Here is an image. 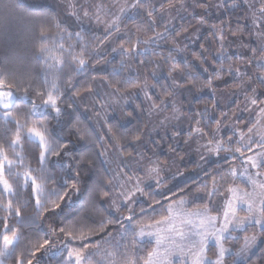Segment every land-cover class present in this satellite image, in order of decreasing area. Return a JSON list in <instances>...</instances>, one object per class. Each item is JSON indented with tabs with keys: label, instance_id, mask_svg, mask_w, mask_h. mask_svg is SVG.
Wrapping results in <instances>:
<instances>
[{
	"label": "snow or ice",
	"instance_id": "1",
	"mask_svg": "<svg viewBox=\"0 0 264 264\" xmlns=\"http://www.w3.org/2000/svg\"><path fill=\"white\" fill-rule=\"evenodd\" d=\"M242 2L247 9L245 19L251 22V30L247 35L261 41L259 48L242 43L241 46L251 53L249 57L238 54L235 58L245 61L244 71L229 63L226 69L223 67L216 69L214 74L207 77L206 82L198 83L197 78L192 74L194 69L187 62L182 65L176 61L171 51L167 56L161 51L152 53L155 59L151 61L154 68L150 75L156 76L155 69L161 67L162 61L170 60L172 63L166 73L168 86L162 87L158 96L153 97L152 89L157 85L149 84L147 77L143 81L138 77L117 81L118 84H127L141 91L150 106V111L159 112L170 107L173 112L179 113L173 117L178 120L183 113L176 107L177 90L194 88L203 91L207 87L212 92V110H214L216 107L214 81L222 80L224 78L222 73L230 76L235 72L237 76L247 77L246 80H240L238 85L245 94L244 110L252 112L258 109L256 118L242 127L237 126L239 120L235 118V113L232 114L233 123L225 124L224 121L229 119V114L221 111L219 118L214 120L215 128L211 127V121L204 123V119L211 111L207 105L202 110L195 111L190 118L194 123H189L184 142L188 143L193 138L199 137L205 141L201 147L208 155L219 157L224 153L230 161L223 166L218 175H212L211 179L206 180L199 188L179 189V200L173 194L172 202L164 209L167 215H161L160 219H155L154 213L152 216H147L146 222L145 209L140 208L138 212L135 207L139 197L148 198L152 195L151 189L140 176L136 175V172H144L147 179L152 180L157 188L162 186L163 181L160 175L163 166L160 162H152L135 147L143 140V130L126 144L118 142L112 145L121 153V161L116 167L109 169L110 174L101 172L91 187L95 189L96 199L111 203L117 216L116 222L122 225L120 235L124 243L117 241L114 246L117 249L123 248V252L119 253V259H116V251L104 250L102 253L100 249L101 242H106L113 235L108 230L112 223L110 218L101 219L98 223L94 221L95 227H76L74 223H64V221L60 222L63 226L56 225L55 217L65 203L71 202V193L81 192L83 176L80 169L87 166L89 171H92L96 168V159L91 153L74 155L70 150L69 139L61 141L52 136L47 117L39 119L33 117L37 113H42L44 109H50L55 119H64L66 110L75 111L73 101L79 98L81 93L72 92L76 85L70 74L66 76L64 87L61 88L58 83L60 79L58 73L66 67L73 66L77 72L87 71L89 66L95 68L103 59L99 49L114 32H120V25L128 13L142 10L147 17V24L144 27L136 26L135 29L137 33L149 29L153 32L152 37L142 41L144 45L165 37L168 28L165 26L163 32L155 30L157 23L153 11L155 5L148 0H131V2L123 0V3H120V0H113L117 5V11L111 14L105 11V5L96 6L93 11L92 6L69 3L67 15L74 18L78 26L86 20L104 25L103 38L93 35L92 39L96 40L97 44L92 51H89L83 29L73 30L68 26H61V22L54 21L46 8L38 5L23 7L18 2L4 5L5 8L20 12L22 19L43 21L37 30L39 46L35 49L34 55L42 61L44 73L40 79L31 73L17 75L6 66H0V110L3 119L15 125L14 130L7 129V135L10 137L7 144L12 150V155L6 150L3 142H0V196L8 197L6 203L0 204L7 213L4 217H0V226H2L0 227V264H41V257L61 254L63 259L60 264H94L93 257L96 255H103V264H229L226 259L229 255L232 257L231 264H264V249H261V256L256 260L250 255L258 243H264V99H260L257 88L253 87V84L264 87V0H242ZM168 6L174 7L171 3ZM194 6L203 7L205 11L208 7L206 3L201 4L196 0ZM219 6L223 7V2ZM164 8L165 5L161 3L160 10L163 11ZM102 13L105 19H101ZM109 14L111 19L107 18ZM196 19L200 24L208 23L204 15ZM53 23L60 32L59 42L51 33ZM211 27L212 35L217 38L219 44L217 55L223 65L226 51L225 29L227 34L243 41L246 27L237 25L233 28L230 19L227 22L222 21L219 27L215 24ZM182 31L187 32L188 29L183 28ZM176 35L179 36L180 32ZM65 36L67 41H73V37L76 39L66 44ZM140 44L141 40L138 37L135 43L129 42L128 47L121 43L111 51L121 54V65L126 57L135 58L139 66H145L146 61L138 57L141 51ZM201 48L207 51L203 45ZM144 51L148 49L145 48ZM94 54L98 59L93 63ZM196 59L200 61L202 67L207 63L205 56H197ZM227 59L231 60L232 57ZM253 65L256 71L254 74H249L247 69ZM186 68L188 71H185ZM204 71L207 72L208 68L204 67ZM145 72H148L147 68ZM110 86L114 91L119 92L115 85ZM86 91L91 92V88ZM69 92H72V95H68ZM249 92L251 95L248 94ZM17 96L27 100L30 107L17 105L14 112L12 109ZM136 107L140 109L141 105ZM126 115L132 117L133 112L129 111ZM224 128L230 129L231 135H223ZM73 129L80 130L77 123L69 121V135ZM181 135L180 131L171 133L173 139ZM32 141L37 142L33 157L37 164L36 168H33L30 162L26 163L25 159L26 146ZM126 147L133 150L125 152ZM171 150L175 151L174 148ZM97 155L104 156L105 153L98 152ZM53 159L57 164H63L72 176L65 179L58 174L57 170L51 167ZM65 159L71 163H65ZM146 159L149 166L145 168L141 166V162ZM205 159L206 157L201 155V160ZM105 162L112 163L110 160ZM182 174L176 173V175ZM13 176L21 182L14 184L10 179ZM237 180H241V183H236ZM49 184L57 186L49 188ZM25 189L27 190L25 204L33 206L34 216L26 217L21 207H14L13 197H18ZM16 203L18 205L19 201L17 200ZM158 203L159 201H152V204ZM192 204H197L195 211L184 209V206ZM151 207L150 204L149 208ZM125 211L127 215H124ZM10 217H15L22 226L52 219L48 224L47 232L42 237L29 238L21 247L19 229L12 225ZM124 225L129 227H123ZM93 239L95 242L89 243ZM75 244L79 246H74ZM149 245H151L150 250Z\"/></svg>",
	"mask_w": 264,
	"mask_h": 264
},
{
	"label": "trees",
	"instance_id": "2",
	"mask_svg": "<svg viewBox=\"0 0 264 264\" xmlns=\"http://www.w3.org/2000/svg\"><path fill=\"white\" fill-rule=\"evenodd\" d=\"M176 0H148L149 3L155 5L154 17L157 21L155 30L158 32H163L164 27L167 26L168 32L165 34V37L159 40H153L151 44L144 45L143 40L148 39L153 36L151 29L146 31L136 32V26L144 27L147 24V17L144 16L142 10L137 11L136 13H130L127 15L123 22L120 25V32L113 33L108 41L99 49L103 59L100 60V63L96 65L95 68L89 66L87 71L77 72L75 66L66 67L63 71L59 72L60 77L58 83L61 88L64 87L65 79L67 75H72L73 82L76 87L72 89V92H80L83 97L88 91L89 87L91 90L94 88V84L97 80L101 79L107 81L108 85H115L121 93H134L138 89L132 88L130 85L117 83V81H123L128 78H139L141 81L147 77V82L149 84L155 83V91L153 92V97L156 96V91L159 92V89L164 87V84L169 83L166 73L168 67L172 61L161 62V67L155 69L156 76L150 75L154 66L151 63L155 58L153 57V52H163L167 56L168 52L171 51L172 55L175 57L176 61L180 62L182 65L187 62L188 65L194 69L192 73L198 80V83H204L207 80L209 75L214 74L215 70L218 68H227L229 63H232L233 60H228L227 57L234 56L230 54V51H225V59L223 65L220 63V57H217V52L219 50V45L216 44V47L209 43V41L216 40L217 38L212 35L213 30H208L199 40L198 44L192 49L188 46H180V42L185 34L182 31L183 28L188 30L193 26L197 25L199 22L196 19L198 15L194 9L188 8L187 11L192 14L186 18H174V12L172 16H169V3L173 4ZM181 5V0H177ZM18 2L23 7H32V6H41L46 8L53 20H59L61 26H68L73 30L83 29L85 37L89 44V51L96 46L97 41L92 39V36L103 38L104 30L94 29L91 27H82L77 25V22L74 18L67 15L66 10L62 8L57 1L46 0V3H39L34 0H0V66H6L10 71L15 72L17 75H24L31 73L38 78L42 79L44 73V67L41 60H39L35 55V49L39 46L37 30L43 21L38 20H27L21 18V13L13 11L10 8H5L4 5L8 3ZM163 3L165 8L163 11L160 10V4ZM201 3V2H200ZM202 4V3H201ZM215 4V3H214ZM213 5V4H212ZM211 5L210 9L213 7ZM216 5V4H215ZM234 5V6H233ZM174 8V7H173ZM172 9V8H171ZM220 9V8H219ZM224 14L218 18L221 21H229L234 25V20L237 18L241 21L239 25H246L250 20L245 19L247 14V9L243 4L242 0H224L223 5ZM200 16V15H199ZM174 18V20H173ZM208 21V18H206ZM236 20V22H238ZM246 22H243L245 21ZM210 21V20H209ZM232 25V27H233ZM234 28V27H233ZM227 34V29H225ZM180 32V35L177 36L176 33ZM51 33L57 37V42H59L60 32L55 27H51ZM211 35V36H210ZM141 40L140 49L138 57L140 59L151 58L146 62L145 66H139L137 59L135 58H124L123 65H121V54L119 52H112V48H117L121 43L125 47L129 46V42L135 43L137 38ZM73 37V41H75ZM67 37L65 36L66 44L68 42ZM201 45L204 46V51L201 48ZM147 48L148 51H144ZM176 49H180L177 51ZM226 49V47H225ZM197 56L207 57V61L211 63V66H201L200 61L196 59ZM217 57V59H216ZM98 57L93 55V63ZM204 67L208 68V71H204ZM145 68L148 69V72H145ZM185 71H188L186 68ZM95 77V78H93ZM107 78L106 80L104 78ZM111 89L114 90L112 86ZM192 90V93L195 99L192 100L193 106H203L205 102L208 104H213L212 96L209 94H202L203 91H197L194 88H189ZM207 89L206 87L204 90ZM183 90V89H182ZM179 91V90H178ZM72 92H69L68 95H72ZM74 103V101H73ZM75 104V103H74ZM141 101H137V105H140ZM27 106L30 107V103L27 100H23L21 97L17 96L14 101L13 111H16V106ZM140 110V109H139ZM142 110V109H141ZM127 111L133 112L132 117H128V121L123 124L118 117H113L108 122V129L113 136L116 143H125L137 135L141 130H143V135L148 128V120L144 111L137 113L131 109ZM47 117L49 120V125L51 129V134L55 139L65 140L69 139L71 141L70 150L74 155H79L83 153H91L96 159V168L92 171H89L88 167H82L80 169L83 180L81 183V192L80 193H71V202L65 203L63 209L58 212L55 217V222L57 226H63L60 224L61 221L64 223H74L76 227L84 226H93V222H99L101 219L110 218L112 220L111 225L108 230L113 233L112 237L106 242H101L100 249L103 253L104 250L116 251V259H119V253L123 252V248H115L117 241H120L121 244L124 243L122 236L120 235L122 231V225L116 222V214L109 212L108 208L105 205V201L96 199L94 192L95 189L91 187L93 181L97 179V176L103 172L108 173V170L105 167L102 156H98V152H102V142L97 135L93 125L91 124L88 117H85L81 111L75 105V111L66 110L64 119H55L50 109H44L42 113H37L35 115L36 119ZM69 121L77 123V127L80 129L76 131L72 130L71 135L68 134ZM15 125L10 121H5L2 116V110H0V142H3L6 150L9 151V154L12 155V150L8 148L7 141L10 137L7 135V129L14 130ZM36 141H32L31 144H28L25 149V159L26 163H31L33 168L37 167L35 162L34 154L36 148ZM132 148H125V152L132 151ZM20 151V149H17ZM230 161V158H224L222 161L210 164L206 170L198 178L190 179L183 184L179 185L175 190L170 193V196L161 197L158 195L155 187L150 188L152 195L148 198H144L140 203H137L136 210L139 212L140 208L145 209L147 222V216H152L154 213L155 219H160L161 215H166L164 209L166 205L172 202L171 197L175 194V198L178 200L179 189H190L195 190L199 188L206 180H210L212 175H218L219 171L222 170L223 166ZM65 163H71L65 159ZM51 167L57 170V173L64 176L65 179L72 176V173L63 167V164H57L55 159L52 160ZM86 174V175H85ZM208 174V175H206ZM14 184H18L21 181L16 177H10ZM57 185L49 184L48 187L52 188ZM148 190V189H147ZM27 190L22 191L18 197H13L14 207L19 206L24 210L26 217L34 216L33 206L31 204L26 205L25 200L27 199L26 195ZM8 197L0 196V204L6 203ZM19 201L17 205L16 201ZM159 201L158 204H152V201ZM152 205L149 208V205ZM194 205V204H193ZM7 215L6 211L0 206V217ZM124 215H127V212H124ZM52 218L46 219L43 222L35 221L30 224L20 225L17 222L15 217H10V222L12 225L16 226L19 229L20 237V246L23 247L29 238L35 239L36 236H43L48 230V224L51 222ZM2 227V226H0ZM123 227H129L124 225ZM85 230H87L85 228ZM95 240L89 241V243H94ZM74 246H79L75 244ZM151 245H149L150 250ZM261 249H264V243H259L256 250L252 253V259L256 260L261 256ZM63 259V254L60 256L49 255L41 257V264H60V261ZM94 264H103V255H96L93 257Z\"/></svg>",
	"mask_w": 264,
	"mask_h": 264
},
{
	"label": "rangeland",
	"instance_id": "3",
	"mask_svg": "<svg viewBox=\"0 0 264 264\" xmlns=\"http://www.w3.org/2000/svg\"><path fill=\"white\" fill-rule=\"evenodd\" d=\"M39 3H46V0H34ZM57 1L59 5L66 10V13L69 11L68 4L76 3L79 5L92 6V10H95L96 6L105 5V11L108 13H115L117 11V5L113 3V0H53ZM131 2V0H129ZM198 3H206L208 5L207 10L203 7H195L194 0H183V6L177 5L179 2L176 0L174 3V8H169V16H172L174 12V18H186L191 15V12H188L187 9H194L196 14L204 15L208 18L207 24H200L193 26L187 32H185L180 46H188L192 49L198 44L201 37L208 30H213L211 27L213 24L219 27L222 22L218 18L224 14L223 7L219 5L224 0H196ZM120 3H123V0H120ZM216 5H215V4ZM181 4V3H180ZM213 4V5H212ZM211 5L213 6L211 9ZM258 7V5H255ZM220 8V9H219ZM131 13V12H130ZM128 13L127 15H129ZM108 15L107 18L111 19V15ZM172 16V17H173ZM173 18V20H174ZM101 19H105V15L101 14ZM210 20V21H209ZM237 18L234 20L233 27L235 28L237 25L241 24V21ZM226 22V21H225ZM243 22H246L243 21ZM82 27H91L94 29L104 30V25H97L94 22L84 21L81 24ZM246 27L245 37L243 41L238 38H233L231 35L226 34V42L225 47L226 51H230V54L234 56L232 58L233 66L240 67L241 71L245 70V61L235 59L238 54L244 55L245 57H249L251 53L248 49L242 47V43L250 44L252 47L259 48L261 41H259L255 37H250L247 35V32L251 30V22H247L245 25H240ZM211 36V35H210ZM215 47L218 44L217 39L209 41ZM219 45V44H218ZM259 54V53H257ZM217 57H219L217 55ZM216 57V59H217ZM148 58H145L147 61ZM151 60V58H149ZM148 60V62H149ZM146 62V63H148ZM211 66V63L207 61L204 66ZM247 71L249 74H254L256 69L253 65L248 68ZM224 78L219 81H214V88L216 92V107L212 110L213 104H205L201 106H193L192 100L195 99L192 90L189 88H184L177 90L175 103L176 107L180 109L183 115L180 119H174V116L179 115L178 112H173L172 108L164 109L163 111H150V106L148 102L144 99L143 93L141 91H136L134 93H121L116 92L108 85L107 81L97 80L94 84V88L91 92L87 93L83 97H79L74 100L75 105L81 111V113L88 117L93 128L95 129L97 135L99 136L102 142V152L105 153L103 158V162L105 164L106 169L109 172L110 168L116 167L117 164L121 161V153L112 147L113 144L116 143L113 136L111 135L108 129V122L113 117H118L121 122L126 123L128 121V116L126 113L127 109H131L137 113L144 111L148 120V128L146 129L143 140L141 144L136 145V149L142 151L146 158H150L152 162H160L163 166L160 172V175L163 177L162 186L157 188L155 183L147 179L144 172H136V175L140 176L142 180H144L145 184L148 185V188L155 187L158 195L161 197L170 196V193L175 190L179 185L184 182L198 178L202 175V173L206 170V168L213 163H217L222 161L224 158H229L226 154L221 153V155H208L201 145L205 142L203 139L199 137H195L190 140L188 143H185V139L187 138V132L189 129V123H194V121H190V118L195 114L197 109L202 110L205 105L209 107L211 110L208 116L204 119V123L207 124L211 121V127L215 128L214 120L219 118L220 112H227L229 114V119L225 120V124H232V114L235 113V118L239 120V124L237 126H243L245 123H248L256 118V113L258 109L252 112L245 111V94L243 89L238 87L240 80H246L247 77L237 76L235 72H233L230 76L222 73ZM168 83L164 84V87H167ZM253 87L257 88V95L260 96V99H264V95H260V93H264V87H260L259 85L253 84ZM207 88V87H206ZM161 89L159 92L156 91V95L158 96L161 93ZM155 91V88L152 89V94ZM209 94L212 96V92L207 88L203 90L202 94ZM251 95V93H248ZM141 101L140 110L137 109V101ZM142 109V110H141ZM199 119V117H197ZM203 126V125H201ZM173 131H180L181 136L172 138L171 133ZM246 131V129H245ZM223 135L229 136L231 135V130L228 128L223 129ZM174 148L175 151L171 149ZM201 155L206 157L205 160H201ZM106 160L112 161L111 164L106 163ZM239 161H237V164ZM142 167H148V160L141 162ZM177 172L183 173L182 175H176ZM110 174V172H109ZM242 180V178H241ZM241 180H237L236 183H241ZM231 183V180H229ZM142 186H144L142 184ZM244 186V184H241ZM146 188V190L148 189ZM223 191V189H221ZM145 197H139L138 203L144 200ZM179 200V199H178ZM171 203V202H170ZM105 205L108 208L109 212L112 214H116L112 209L111 203L105 201ZM202 207V205H200ZM166 205L165 208H167ZM197 208V204L184 206L186 211H195ZM166 213V212H165ZM167 215V213H166ZM230 243V242H229ZM259 243L253 248L252 253L256 250ZM231 264L232 257L229 255L226 257Z\"/></svg>",
	"mask_w": 264,
	"mask_h": 264
}]
</instances>
